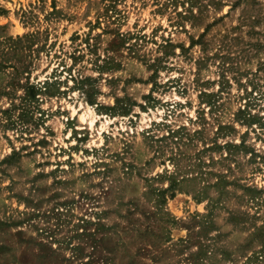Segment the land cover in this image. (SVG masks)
Here are the masks:
<instances>
[{
  "label": "rangeland",
  "instance_id": "obj_1",
  "mask_svg": "<svg viewBox=\"0 0 264 264\" xmlns=\"http://www.w3.org/2000/svg\"><path fill=\"white\" fill-rule=\"evenodd\" d=\"M0 264H264V0H0Z\"/></svg>",
  "mask_w": 264,
  "mask_h": 264
}]
</instances>
